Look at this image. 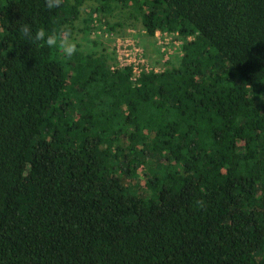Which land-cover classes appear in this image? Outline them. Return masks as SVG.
Instances as JSON below:
<instances>
[{"label": "trees", "instance_id": "trees-1", "mask_svg": "<svg viewBox=\"0 0 264 264\" xmlns=\"http://www.w3.org/2000/svg\"><path fill=\"white\" fill-rule=\"evenodd\" d=\"M0 264H264V0H0Z\"/></svg>", "mask_w": 264, "mask_h": 264}, {"label": "built area", "instance_id": "built-area-1", "mask_svg": "<svg viewBox=\"0 0 264 264\" xmlns=\"http://www.w3.org/2000/svg\"><path fill=\"white\" fill-rule=\"evenodd\" d=\"M97 32L99 33V31ZM153 40L161 55L160 62L156 66L148 62L144 55V50L137 46L136 42L131 38H116L112 45L118 67H131L132 75L130 79L133 82L136 81L142 72H159L164 67L163 64L170 62L175 54L182 56L181 47L184 39L180 37L178 32L156 31ZM186 40H191V37H186Z\"/></svg>", "mask_w": 264, "mask_h": 264}, {"label": "clouds", "instance_id": "clouds-1", "mask_svg": "<svg viewBox=\"0 0 264 264\" xmlns=\"http://www.w3.org/2000/svg\"><path fill=\"white\" fill-rule=\"evenodd\" d=\"M45 5L47 9H54L58 7L59 0H45ZM20 32L29 43L42 42L45 46L50 48L59 46L66 57L72 56L75 52L74 45L69 43L66 39L58 40L56 33H49L44 28H36L33 31L30 25L25 24L20 27Z\"/></svg>", "mask_w": 264, "mask_h": 264}, {"label": "rangeland", "instance_id": "rangeland-1", "mask_svg": "<svg viewBox=\"0 0 264 264\" xmlns=\"http://www.w3.org/2000/svg\"><path fill=\"white\" fill-rule=\"evenodd\" d=\"M154 46H155V43H154ZM154 46H153V44L150 45V46H149V49H148V51H147V52H148L147 54H149L150 58H152V59H155V56H156V55H155V51H154V48H155ZM107 50H108V51L111 50V46L108 47ZM174 57H175V56H173L172 58H174Z\"/></svg>", "mask_w": 264, "mask_h": 264}]
</instances>
